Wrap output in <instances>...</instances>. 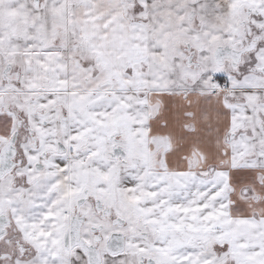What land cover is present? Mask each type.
Segmentation results:
<instances>
[{"label": "snow or ice", "instance_id": "6c2138e0", "mask_svg": "<svg viewBox=\"0 0 264 264\" xmlns=\"http://www.w3.org/2000/svg\"><path fill=\"white\" fill-rule=\"evenodd\" d=\"M0 264H264V0H0Z\"/></svg>", "mask_w": 264, "mask_h": 264}]
</instances>
